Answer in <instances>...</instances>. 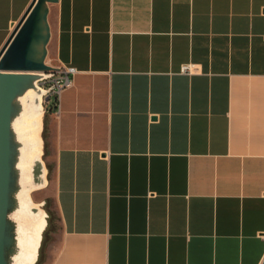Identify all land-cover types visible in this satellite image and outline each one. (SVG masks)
I'll return each mask as SVG.
<instances>
[{"label": "crops", "instance_id": "obj_1", "mask_svg": "<svg viewBox=\"0 0 264 264\" xmlns=\"http://www.w3.org/2000/svg\"><path fill=\"white\" fill-rule=\"evenodd\" d=\"M34 0H0V51ZM44 264H264V0H58ZM184 64L197 66L183 75Z\"/></svg>", "mask_w": 264, "mask_h": 264}, {"label": "water", "instance_id": "obj_2", "mask_svg": "<svg viewBox=\"0 0 264 264\" xmlns=\"http://www.w3.org/2000/svg\"><path fill=\"white\" fill-rule=\"evenodd\" d=\"M57 2L34 0L0 51V264H37L48 229L49 215L32 193L49 183L42 131L51 88L42 83L55 71L47 46L49 5ZM33 111L42 116L39 137L34 121L20 135L16 121Z\"/></svg>", "mask_w": 264, "mask_h": 264}, {"label": "built area", "instance_id": "obj_3", "mask_svg": "<svg viewBox=\"0 0 264 264\" xmlns=\"http://www.w3.org/2000/svg\"><path fill=\"white\" fill-rule=\"evenodd\" d=\"M197 66L194 64H184L180 69L183 75H194ZM77 71L75 68L55 67L54 76L42 83L44 89H50L47 95L44 96L43 104L49 107L47 112H53L56 116L62 114V95L63 92L69 89L73 84V79ZM54 98V101H52Z\"/></svg>", "mask_w": 264, "mask_h": 264}, {"label": "rangeland", "instance_id": "obj_4", "mask_svg": "<svg viewBox=\"0 0 264 264\" xmlns=\"http://www.w3.org/2000/svg\"><path fill=\"white\" fill-rule=\"evenodd\" d=\"M47 64L49 65V62H47ZM48 182H49V173H48ZM32 199L35 204L43 205L42 207L46 210V212L49 215L48 229L44 235V241L40 252L41 257H39L40 262L38 261L37 263V264H44V262L50 257V251L59 234L60 231L59 222H58L59 219L55 209L53 193L49 192L48 186L44 189L33 192Z\"/></svg>", "mask_w": 264, "mask_h": 264}, {"label": "bare ground", "instance_id": "obj_5", "mask_svg": "<svg viewBox=\"0 0 264 264\" xmlns=\"http://www.w3.org/2000/svg\"><path fill=\"white\" fill-rule=\"evenodd\" d=\"M31 121L40 123V128L37 131V136L39 137L40 129H42V126H41L42 116L39 115L36 111L32 112L31 118H30L29 114L26 112L19 120H17L16 124H15L16 130L18 131V133L20 135H22L26 131V129L28 128ZM42 228H43V226H42Z\"/></svg>", "mask_w": 264, "mask_h": 264}, {"label": "trees", "instance_id": "obj_6", "mask_svg": "<svg viewBox=\"0 0 264 264\" xmlns=\"http://www.w3.org/2000/svg\"><path fill=\"white\" fill-rule=\"evenodd\" d=\"M40 257H41V255H40ZM39 262H40V258H39Z\"/></svg>", "mask_w": 264, "mask_h": 264}]
</instances>
